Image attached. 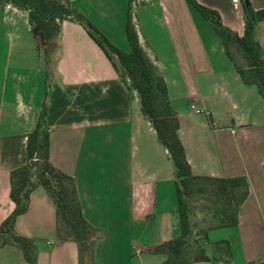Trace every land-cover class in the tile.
I'll return each instance as SVG.
<instances>
[{"label": "crops", "instance_id": "obj_1", "mask_svg": "<svg viewBox=\"0 0 264 264\" xmlns=\"http://www.w3.org/2000/svg\"><path fill=\"white\" fill-rule=\"evenodd\" d=\"M196 1L243 35L241 0ZM71 3L125 53L126 10L134 9L139 45L164 81L192 174L246 180L237 225L208 230V243L216 248H204L209 260L190 264L264 260V99L243 82L208 21L185 0ZM248 3L254 11L264 9V0ZM0 13L19 16L31 32L26 11L0 1ZM8 35L0 41V240L6 241L0 264H164L167 256L152 249L181 233L174 167L137 95L73 18L60 23L48 55L34 38ZM254 35L264 56V21ZM192 106L202 111L194 113ZM41 118L49 161L72 177L82 217L95 231L90 256L81 257L76 241L59 240L56 205L41 186L31 190L12 225L15 235L32 241V262L7 229L1 232L15 209L10 173L26 163L27 136ZM221 246L228 247L226 256H210Z\"/></svg>", "mask_w": 264, "mask_h": 264}, {"label": "trees", "instance_id": "obj_2", "mask_svg": "<svg viewBox=\"0 0 264 264\" xmlns=\"http://www.w3.org/2000/svg\"><path fill=\"white\" fill-rule=\"evenodd\" d=\"M18 10L27 12V20L37 45L46 54L54 48L60 23L73 18L86 30L110 61L115 72L139 100L141 113L151 123L157 139L167 151L174 167L177 209L181 233L179 237L152 249L153 253L165 254L164 264H190L207 261L204 247L188 261L186 250L191 248L192 216L198 205L212 212L217 221L213 228L237 225V213L248 195L245 178H213L195 176L185 158L183 146L178 138V121L168 104L165 84L156 67L139 45L138 36L131 20L130 6L126 14L125 32L129 52L114 47L83 15L73 7L71 0H0ZM135 0H129V3ZM186 3L210 23L221 40L226 56L246 84L255 85L264 99V56L254 35L258 22L264 21V9L254 11L248 0H241L244 33L239 37L223 25L219 14L196 0ZM234 52V53H233ZM237 54L241 61L237 60ZM162 108V112H160ZM169 117V120L167 119ZM26 163L10 173V199L15 204L13 213L1 225L7 229L9 238L19 247L27 261L32 262V241L12 232L14 218L27 207L31 190L41 186L56 205L57 236L59 240L72 239L79 244L81 257L91 254L94 229L84 220L72 177L57 170L49 161V134L43 119H39L34 130L27 136ZM6 242L0 240V245ZM221 244L227 246V242ZM228 250V247H226ZM193 254V253H192ZM249 264H264V260Z\"/></svg>", "mask_w": 264, "mask_h": 264}, {"label": "rangeland", "instance_id": "obj_3", "mask_svg": "<svg viewBox=\"0 0 264 264\" xmlns=\"http://www.w3.org/2000/svg\"><path fill=\"white\" fill-rule=\"evenodd\" d=\"M129 7L126 10V13L128 11ZM10 15V14H9ZM130 15L131 19L132 16H134V9H130ZM19 17V16H18ZM17 16L10 15L7 16L5 19L1 13H0V41L2 39H8L7 34H9V39H17V38H23V36H26V39H33V34L31 32H27V22L24 21L22 18H18ZM208 27L213 30L209 22L207 23ZM225 26V25H224ZM9 31V33L7 32ZM234 53V52H233ZM60 55V53H59ZM237 60L241 61L239 56L235 53L234 54ZM129 83L128 81H126ZM160 112H162V108H160ZM163 113V112H162ZM169 120V117L167 118ZM198 208L194 210L193 216H192V222H193V228H192V236L190 243L192 245L191 248H188L186 252L188 253L186 256V259L188 261H191L195 257L196 251L199 250L200 247L204 248H216L214 244H209L208 240L206 238V232L210 229H212L214 226L217 225L216 219L213 217L212 212H210L208 209L204 210L200 205L197 206ZM197 237L196 239L194 237ZM211 245V246H210ZM216 251V250H214ZM193 253V254H192ZM227 250L224 246L219 247L218 253L217 252H211L210 256L217 257V256H226Z\"/></svg>", "mask_w": 264, "mask_h": 264}, {"label": "built area", "instance_id": "obj_4", "mask_svg": "<svg viewBox=\"0 0 264 264\" xmlns=\"http://www.w3.org/2000/svg\"><path fill=\"white\" fill-rule=\"evenodd\" d=\"M191 109L194 111V113H200L202 110L195 108L194 106L191 107ZM137 253V251H136Z\"/></svg>", "mask_w": 264, "mask_h": 264}]
</instances>
